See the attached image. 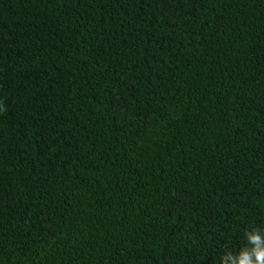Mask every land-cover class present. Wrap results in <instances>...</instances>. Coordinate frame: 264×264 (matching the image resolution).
Here are the masks:
<instances>
[{"label": "trees", "instance_id": "16d2710c", "mask_svg": "<svg viewBox=\"0 0 264 264\" xmlns=\"http://www.w3.org/2000/svg\"><path fill=\"white\" fill-rule=\"evenodd\" d=\"M264 227V0H0V264H222Z\"/></svg>", "mask_w": 264, "mask_h": 264}, {"label": "clouds", "instance_id": "9594fccd", "mask_svg": "<svg viewBox=\"0 0 264 264\" xmlns=\"http://www.w3.org/2000/svg\"><path fill=\"white\" fill-rule=\"evenodd\" d=\"M222 264H264V227L251 226L244 232V244L233 252L226 250Z\"/></svg>", "mask_w": 264, "mask_h": 264}]
</instances>
